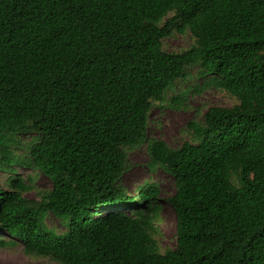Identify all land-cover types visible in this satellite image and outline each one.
<instances>
[{"label":"trees","instance_id":"1","mask_svg":"<svg viewBox=\"0 0 264 264\" xmlns=\"http://www.w3.org/2000/svg\"><path fill=\"white\" fill-rule=\"evenodd\" d=\"M173 31L195 44L164 52ZM192 67L206 79L195 92L238 104L189 123L193 143L147 141L153 103ZM144 143L149 170L174 182L163 254L158 185H121L126 150ZM17 166L50 182L38 202ZM0 173V248L57 264H264V0H0Z\"/></svg>","mask_w":264,"mask_h":264},{"label":"rangeland","instance_id":"2","mask_svg":"<svg viewBox=\"0 0 264 264\" xmlns=\"http://www.w3.org/2000/svg\"><path fill=\"white\" fill-rule=\"evenodd\" d=\"M195 44L189 33L179 34L173 31L162 41V49L167 53H179L188 50ZM198 68L187 69L186 77L175 83L172 90L165 95L162 104L153 103L148 114L147 141H161L171 149H178L185 142L193 143L187 125L201 121L203 114L212 107L232 108L238 101L225 91L215 89L195 90L202 87L206 79L197 76ZM183 101H180L182 100ZM180 105V106H178ZM34 136H20L15 139V154L25 155L26 149L32 143ZM127 152L128 168L122 176L121 185L131 196H135V189L144 183H155L160 189L157 203L159 211L152 224L156 234L154 240L160 254L175 247V215L167 203L175 191L172 178L160 168L150 171L148 168L147 144L135 147ZM18 176L26 180L31 190L24 195L29 202H38L40 196L50 191V182L40 172L17 166L14 168ZM5 175L0 173V187L5 189L2 181ZM105 213V210L102 211ZM45 226L57 235H63L66 230L62 222L47 215ZM0 237L10 241L5 235ZM0 264H57L44 257L26 256L22 245L15 241L13 246L0 248Z\"/></svg>","mask_w":264,"mask_h":264}]
</instances>
